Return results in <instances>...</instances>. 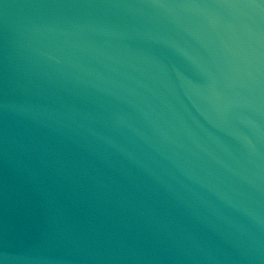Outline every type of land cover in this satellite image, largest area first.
<instances>
[{
    "label": "water",
    "instance_id": "water-1",
    "mask_svg": "<svg viewBox=\"0 0 264 264\" xmlns=\"http://www.w3.org/2000/svg\"><path fill=\"white\" fill-rule=\"evenodd\" d=\"M0 264H264V3L0 0Z\"/></svg>",
    "mask_w": 264,
    "mask_h": 264
},
{
    "label": "snow or ice",
    "instance_id": "snow-or-ice-1",
    "mask_svg": "<svg viewBox=\"0 0 264 264\" xmlns=\"http://www.w3.org/2000/svg\"><path fill=\"white\" fill-rule=\"evenodd\" d=\"M262 3H264V0H261Z\"/></svg>",
    "mask_w": 264,
    "mask_h": 264
}]
</instances>
